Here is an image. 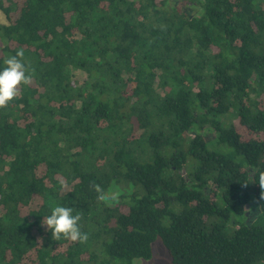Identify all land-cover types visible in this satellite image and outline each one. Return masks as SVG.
I'll list each match as a JSON object with an SVG mask.
<instances>
[{"label": "trees", "instance_id": "1", "mask_svg": "<svg viewBox=\"0 0 264 264\" xmlns=\"http://www.w3.org/2000/svg\"><path fill=\"white\" fill-rule=\"evenodd\" d=\"M0 10V62L31 75L0 108V264H135L158 237L174 264H264V0ZM56 204L86 240L52 237Z\"/></svg>", "mask_w": 264, "mask_h": 264}, {"label": "clouds", "instance_id": "2", "mask_svg": "<svg viewBox=\"0 0 264 264\" xmlns=\"http://www.w3.org/2000/svg\"><path fill=\"white\" fill-rule=\"evenodd\" d=\"M24 53L18 50L14 55H8L0 62V108L14 100L21 85H29L31 75L23 60ZM259 184L264 187V175L259 177ZM52 237L60 240L61 237L72 240H86L89 232L84 230L80 222V214L71 206L56 204L51 207L50 214L43 218Z\"/></svg>", "mask_w": 264, "mask_h": 264}, {"label": "rangeland", "instance_id": "3", "mask_svg": "<svg viewBox=\"0 0 264 264\" xmlns=\"http://www.w3.org/2000/svg\"><path fill=\"white\" fill-rule=\"evenodd\" d=\"M0 23H8L6 15L0 10ZM74 76L79 83H83L87 80L86 74L82 71L74 70ZM119 189L115 188L112 192L117 193ZM135 264H174L172 258L163 243L162 239L158 237L153 243V256L149 260L143 258H136Z\"/></svg>", "mask_w": 264, "mask_h": 264}]
</instances>
